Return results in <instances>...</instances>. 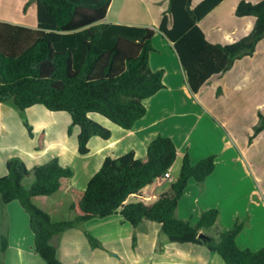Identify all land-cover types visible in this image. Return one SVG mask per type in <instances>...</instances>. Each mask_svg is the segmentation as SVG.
Returning <instances> with one entry per match:
<instances>
[{
    "label": "trees",
    "instance_id": "trees-1",
    "mask_svg": "<svg viewBox=\"0 0 264 264\" xmlns=\"http://www.w3.org/2000/svg\"><path fill=\"white\" fill-rule=\"evenodd\" d=\"M32 1L36 6L35 29L0 21V105L10 104L21 117L26 109L37 105L49 112L68 114L71 126L79 128L77 151L86 155L91 137L107 140L111 136L110 130L89 118L90 114L130 130L146 114L143 102L164 89V72L149 67L155 32L105 23L111 0ZM167 1L158 32L172 44L192 94L198 93L211 77L228 72L237 60L251 57L264 38V0L256 4L242 0L237 4L234 15L252 17L254 24L247 35L230 44L210 43L198 26L224 0H202L196 5L193 0ZM257 117L251 140L264 131V114L258 113ZM24 127L32 138L25 119ZM42 139L40 136L37 140V150L43 147ZM176 157L173 141L157 136L147 145L144 160L135 158L133 152L105 158L84 190H68L74 218L59 222H54L34 200L56 194L61 181L72 177V170L56 158L31 169L20 159L11 158L5 163L7 174L0 177V204L16 201L24 210L34 252L45 264H64L57 258L60 234L118 211L132 228L144 221L154 222L169 242L204 245L224 264H264V249L238 247L241 222L235 221L232 228L217 232V239L209 235L204 239L198 235L215 225L218 210L203 211L195 224L175 216L189 180L199 185L213 172V155L191 164L185 154L167 192L151 204L142 200L126 202L168 173ZM30 176L33 183L25 188L22 182ZM85 236L91 248H101L97 240L87 233ZM134 242L132 237V246ZM6 247V236L0 235V254Z\"/></svg>",
    "mask_w": 264,
    "mask_h": 264
},
{
    "label": "crops",
    "instance_id": "crops-1",
    "mask_svg": "<svg viewBox=\"0 0 264 264\" xmlns=\"http://www.w3.org/2000/svg\"><path fill=\"white\" fill-rule=\"evenodd\" d=\"M200 1L202 0L192 2L196 5ZM240 1L242 0L232 1L228 7L230 21L234 19L238 22L230 29L235 33L230 34L229 31L226 33L232 39L231 42L230 40L227 43L218 41L217 35L208 30L206 23L211 16L216 17L215 14L218 13L219 8H222L228 0L222 1L198 23L210 43L230 44L251 31L254 24L252 17L237 18L234 15L235 8ZM244 1L256 4L260 0ZM116 2L117 11L114 9ZM167 6V0H111L104 18V22L108 24L150 28L155 32L151 42L153 52L149 55V67L152 71L162 70L164 72V89L143 102L146 108L145 116L138 120L132 129L123 130L97 114H90L89 118L110 130L111 136L107 140L97 136L91 137L87 145L89 152L86 155H80L77 151L79 128L71 126L68 114L49 112L40 105L26 109V117L29 115L46 121L31 124L33 133L32 138H29L25 128L20 129L21 125L15 118L14 109L0 105V177L7 174L5 163L11 158L20 159L28 169L56 158L60 165L69 167L73 175L61 181L60 188L54 195L65 191L69 197L70 188L76 190L86 188L87 183L99 170L105 158L115 159L128 152H133L135 158L144 160L146 147L153 139L157 136L168 137L173 141L177 150L176 160L169 170L170 180L160 183L156 181L144 188L138 196L129 197L126 202L132 203L130 201L132 198L135 202L143 200L144 203L151 204L158 196L167 192L171 181L178 176L185 154H188L191 164L213 155L215 156L213 172L202 184L198 185L193 180H189L178 202L176 218L195 224L203 211L216 209L219 211V216L215 225L201 233L217 239V236H213L214 234L232 228L235 221H239L243 224V228L236 238L238 247L252 251L264 249V234L261 238H255L258 235V229L264 230V189L261 187L264 182V168L254 159H251L249 166L240 159L236 154L235 141L232 143V139H229L227 134L226 136L221 135V129L225 130L229 122L218 118V114L225 111L221 105L226 98L238 99L243 89L249 90L253 83L255 85L257 80L264 77V52H261L260 58H257L264 38L257 44L251 57L237 60L228 72L211 77L198 93L192 94L172 44L158 32L159 21L167 10ZM240 98L242 99V96ZM4 115L12 116L13 122H4ZM93 115L103 119L93 117ZM215 115H218V119ZM240 115L242 113L239 112L238 116ZM262 135L264 131L252 141L254 142ZM40 136H43V147L35 152L37 147L35 149L34 143ZM46 202L47 198L34 200L35 205L48 213ZM62 203L64 202H60L59 205L61 206ZM223 207H227L228 210H223ZM243 217H248V220H242ZM110 219L115 220L114 228L106 223ZM220 219L224 225L222 227L219 226ZM96 220L101 223L91 225L90 222ZM82 224L92 227L89 232L96 235L97 241L101 244V248L97 250L107 251L112 255L119 254L117 243L122 247H127L128 242L130 243L129 238H119L120 233L129 231V233L136 234L135 245L132 246L136 263L224 264L217 254L210 253L204 245L169 242L165 235H161L160 226L157 227L154 222L144 221L137 228H132L123 221L119 211L110 217L93 219ZM81 225L60 234L56 241L57 258L64 264H100L98 263L99 255L88 242L85 244L80 239ZM95 226L102 227L105 234L99 235L91 230ZM3 234L6 236L7 244L10 241L14 242L20 252L29 243L33 244L28 216L16 201L6 206L0 204V235ZM3 254H0V260ZM146 254L150 257L149 261L144 262Z\"/></svg>",
    "mask_w": 264,
    "mask_h": 264
},
{
    "label": "rangeland",
    "instance_id": "rangeland-1",
    "mask_svg": "<svg viewBox=\"0 0 264 264\" xmlns=\"http://www.w3.org/2000/svg\"><path fill=\"white\" fill-rule=\"evenodd\" d=\"M31 1L32 0H0V21L13 24V25L23 26V27L30 28V29H34V27H36V8H35L34 2H31ZM232 1L234 2L235 0H228V2H226L222 6V8H219V10L217 11L218 13L215 14L216 17L211 16V18L210 19L208 18L209 20H207L206 22L208 25L207 27L208 30L211 31L214 35H217L216 38L218 41H223L224 43H227V41L229 40H230L229 42H231L232 39L228 35H226V33H228V31L230 34L235 33L233 30H230V29L235 27V25L238 24L237 20L232 19V21H230V18H229L228 7H229V3ZM114 9L115 11L118 10L117 2L115 4ZM216 25H220V27L217 28ZM261 52H264V42L261 46V49H260V52L257 58H260ZM254 88H256V90ZM241 93L242 94L238 96V99H235L232 97H230L231 99L226 98V100H224L223 104L221 105V108L224 109L225 111H223V113L221 114H218L219 116L218 115L217 116L221 120H224L227 123L229 122L225 130L221 129V135L225 134L226 136L227 134L229 139L230 138L232 139V143L235 141V145L237 148L236 154L240 157V159L245 164L249 166L250 161H252L251 159H254L260 166L264 168V135L259 136L257 139H255L254 142L251 140V136L253 135V129L258 123L257 115L258 113H264V77L257 80L255 85L253 83L249 87V90L243 89ZM240 96H242V99L240 98ZM239 102L241 103L240 106H239ZM1 105L6 106V107H11L14 109L15 114H16L15 118L21 125L20 129L24 127V119L25 121H27L30 127L32 126L31 124L34 125L36 123L46 122V121H41V119L30 117L29 115L28 117H26L27 115L26 110L24 111V117H21L19 112L10 104H1ZM239 112L242 113V115L238 116ZM217 116L215 115L216 118ZM93 117H98V116L93 115ZM98 118L103 119L100 117ZM13 120L14 118L12 116L4 115V122L11 123L13 122ZM31 133H33V129H31ZM28 137H27V140L30 138ZM34 147L36 149L37 140H35ZM37 151L38 150H35V152ZM31 183H33V177L25 179L23 182V185L29 188ZM261 187H263L264 189V182H263V185L261 184ZM62 201L64 203H62V205L60 206L59 204ZM130 201L135 202V200L132 198L130 199ZM68 202H69V197L67 196L65 191H61L57 195L47 198L46 210L48 213H50L52 217L51 219L54 222L69 221L73 219L74 217L73 213L68 210V204H69ZM223 210L227 211L228 209L227 207H223ZM246 219L248 220V217L246 218L243 217L242 220H246ZM90 223L92 225V224H97L101 222L96 220ZM106 223L109 226L111 224L112 228H114L115 226L114 219L107 220ZM154 225L159 227L158 224L156 223H154ZM219 226L220 227L224 226L223 223L221 222V219H220ZM80 227H81L80 228L81 234L80 235L78 234V235L80 236V239L84 241L85 244H87L85 233L89 234L95 240H98L96 235H93V233L89 232L90 228L92 227L87 226V224H82ZM91 230H94L95 232H97L96 234H99V235L105 234L103 232V228L100 226H95L94 229H91ZM258 231H259L258 235L257 237H255L256 239L261 238L264 234L263 229H258ZM160 233L161 235H164L162 232ZM211 233H213L212 230H211ZM213 236H216V234H214ZM121 237L129 238L130 243L128 242L127 247H122L121 244L117 243L116 246L118 245L117 248H119L118 255H112L111 253L107 251L103 252L101 250H97V248H93L95 253L99 255L98 263L100 264H143V263L134 262V258H133L132 237L135 238L136 234L134 235V233L132 232L129 233V231L128 232L126 231V232H123L122 234L121 233L119 234V238ZM17 248L18 246L14 242L10 241V243L7 244L6 251L1 257L0 263L1 264H44L43 261L35 254L32 243L31 244L29 243L28 246L21 252L18 251ZM149 257L150 255L146 254V257L143 259V261L144 262L149 261ZM71 264H74V263H71Z\"/></svg>",
    "mask_w": 264,
    "mask_h": 264
},
{
    "label": "built area",
    "instance_id": "built-area-1",
    "mask_svg": "<svg viewBox=\"0 0 264 264\" xmlns=\"http://www.w3.org/2000/svg\"><path fill=\"white\" fill-rule=\"evenodd\" d=\"M167 180H170L169 172L166 173V174H164V176H162L161 178H159V179L157 180V182L160 183V182L167 181Z\"/></svg>",
    "mask_w": 264,
    "mask_h": 264
},
{
    "label": "water",
    "instance_id": "water-1",
    "mask_svg": "<svg viewBox=\"0 0 264 264\" xmlns=\"http://www.w3.org/2000/svg\"><path fill=\"white\" fill-rule=\"evenodd\" d=\"M199 238H204V239H207V236L203 233H199L198 235Z\"/></svg>",
    "mask_w": 264,
    "mask_h": 264
}]
</instances>
